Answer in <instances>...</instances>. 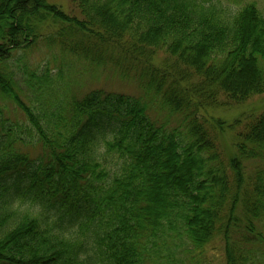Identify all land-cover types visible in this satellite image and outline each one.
Wrapping results in <instances>:
<instances>
[{
  "label": "trees",
  "instance_id": "obj_1",
  "mask_svg": "<svg viewBox=\"0 0 264 264\" xmlns=\"http://www.w3.org/2000/svg\"><path fill=\"white\" fill-rule=\"evenodd\" d=\"M70 5L65 13L48 0H0V95L26 118L0 115V264H182L180 254L215 238L226 264H250L264 251V103L230 120L208 110L264 96L260 9L248 2L229 12L214 0ZM50 23L54 32L39 33ZM43 38L85 68L114 62L144 94H69L63 72L24 63ZM160 51L172 65L154 64ZM152 103L180 124L151 118Z\"/></svg>",
  "mask_w": 264,
  "mask_h": 264
},
{
  "label": "rangeland",
  "instance_id": "obj_2",
  "mask_svg": "<svg viewBox=\"0 0 264 264\" xmlns=\"http://www.w3.org/2000/svg\"><path fill=\"white\" fill-rule=\"evenodd\" d=\"M221 5L224 9L230 11H236L241 6L248 4V2H253L258 9H260L262 15L264 16V0H214ZM49 3L60 7L65 13L71 12V0H48ZM50 23L47 26L40 27L39 33L48 34L54 32L56 28ZM26 55L24 56V63L27 68L34 70L39 74L43 69H49L53 74H58L63 72L64 82L68 84L69 94L75 95L77 97H83L84 94L90 90L102 89L105 92H121L124 94H131L140 97L144 94L141 89L138 88L137 81L133 78L122 79L114 69V62L112 64H107L105 68H94L88 69L84 67L79 60L70 58L69 55L64 53L54 45H51L46 39H39L35 45H32L26 50ZM22 53L18 54L21 55ZM17 57V55H16ZM15 57V58H16ZM154 64L155 65H172L171 62H167V55L163 52H156L154 54ZM11 59L8 61L9 69L18 72L17 65L15 63L16 59ZM20 68V67H19ZM130 69V75H132L133 69ZM129 75V76H130ZM54 87H58L59 84L53 83ZM20 87L22 91H27L25 86L20 81ZM62 94V91L58 93ZM20 95L24 98L20 91ZM25 98L26 103L29 102ZM148 99L150 97H147ZM145 99V100H148ZM264 103V96H253L252 99L241 103V105H226L221 104L219 107L214 109H209V115L215 116L217 118L222 117L226 120H230L233 117H237L241 112L248 113L249 108L254 106H262ZM0 115L5 118H9L12 121L25 122L26 118L22 114L19 108L13 104L11 100L7 97L0 95ZM149 113L151 118L153 117L157 122L167 124L168 126L179 125V116H172L163 108L159 107L157 103H152L149 106ZM207 114V115H208ZM225 142L223 147H227L230 144L232 135L227 134L224 136ZM222 147V148H223ZM22 150L28 152L30 156L35 157L41 151L38 147L26 146L22 147ZM223 151V150H222ZM224 152V151H223ZM113 167V165H112ZM111 167V168H112ZM209 245H207L202 252L198 253H183L181 257L182 264H226V255L224 254L223 241L220 238H215ZM247 247H251L247 246ZM264 249V246H262ZM194 256V257H193ZM184 257V258H182ZM193 257V258H192ZM252 261L250 264H264V251L257 250L253 252Z\"/></svg>",
  "mask_w": 264,
  "mask_h": 264
}]
</instances>
